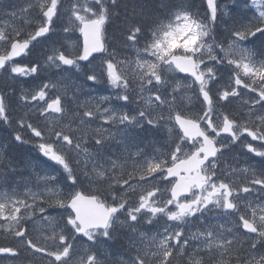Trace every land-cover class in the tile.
Returning a JSON list of instances; mask_svg holds the SVG:
<instances>
[{"label":"snow or ice","instance_id":"1","mask_svg":"<svg viewBox=\"0 0 264 264\" xmlns=\"http://www.w3.org/2000/svg\"><path fill=\"white\" fill-rule=\"evenodd\" d=\"M67 2V9L65 0H27L17 8L0 0V128L55 165L65 189L39 166L23 190L13 187L18 164L0 151V234L14 242L0 246V260L264 264V0H231V8L202 0L203 15L184 0H161L163 18L135 0L131 16L122 0ZM122 7L124 40L117 45L106 34ZM75 32L82 44L70 45L73 54L65 42ZM120 48L134 49L136 58ZM229 69L227 85L217 88ZM72 73L84 78L77 88L89 96L73 99L74 108L60 89ZM29 78L39 83L17 96V85ZM98 84L111 94L93 96ZM189 90L200 104L194 114L184 108ZM237 100L239 119L221 110ZM133 103L136 111L123 110ZM165 128L171 143L153 145L152 154L135 142L136 130ZM238 141L261 158L258 169L221 167ZM113 142L123 153L110 151ZM141 182L152 187L137 192ZM85 183L97 191L80 190ZM219 216L229 219L213 223ZM123 229L129 255L120 261L108 249Z\"/></svg>","mask_w":264,"mask_h":264},{"label":"bare ground","instance_id":"2","mask_svg":"<svg viewBox=\"0 0 264 264\" xmlns=\"http://www.w3.org/2000/svg\"><path fill=\"white\" fill-rule=\"evenodd\" d=\"M14 3H16V0H12L9 4L13 5ZM17 8H21L20 7V3L18 4ZM123 14L124 13H120V15L118 16L119 18L114 23V26H116V27L119 28L120 25H119L118 22L122 23V21H123ZM128 14H129V11H128ZM225 19H227V18H225ZM222 27H225V25L222 24ZM118 34L119 33L117 32V34H116L117 37H118ZM217 36H218L219 39H221V37L218 35V33H217ZM47 47H48L47 44H45V45H39L37 47V51H40L42 48H47ZM119 50L122 51V48H120ZM17 59L18 60H23L24 58H17ZM229 71H230V69L228 71H222L221 72L220 83L216 85L217 88L223 89L224 85H226L228 83V81H229ZM55 72H56V70H55ZM71 75L73 77L75 76L77 78H80L81 77V75L78 74V73H72ZM25 84L27 86L31 85L28 82H26ZM19 90H21V89H19ZM31 90H32L31 87H27L26 88V91L27 92H29ZM92 95H93V93H92ZM76 97L79 98V101L81 103H83L85 100H87L86 99L87 96L85 98H83L82 96H76ZM188 97H191V102L190 103L188 102ZM80 99H83V100H80ZM184 105L187 106L191 110L192 114H194V113H196V112L199 111V106L196 104L195 96L193 95V93L190 90H189L187 96L185 97ZM71 106H74V105H71ZM129 107H130L131 110L133 108H135V110H132V111H136L137 110V105L135 103L130 104ZM221 110L225 114H229L230 116L239 119L240 116H241V114H242L241 102L239 100H237L236 102L228 105L227 108H222ZM124 111H129V110H124ZM32 119L35 121L36 120V117L33 116ZM37 122L40 123V125H42L44 123L43 121H37ZM141 131L143 132V134H144V136L146 138H147V135L149 137H157V136H159L161 134V136L163 138V141L166 144L170 143L171 140H172L170 137H168V134L169 133H168V131H167L166 128L164 130H160V131H156V130H153V129H144V130H141ZM241 139H244V138L242 137ZM247 139L248 140H251L250 137L247 138ZM6 143H8V145H9V147L7 149H5L3 147V145H0V148L3 149V151H5V150L8 151L9 152V155L17 162L18 167H19V173H18L17 176H18V178H21L18 182L22 183V182H25L26 181V178H25L24 173L32 165L40 164V165H38L39 167L44 168V170L47 171V172H49V173L52 172V167L48 164V162H44L45 160L43 158H36L35 157L34 154L39 155V153L36 152L32 148L31 145H28V144H26V145L14 144V143L11 142V140H8V142H6ZM252 143L254 145H257V141H252ZM137 144H139V143H137ZM149 144L152 145V146L155 145L154 142L151 139H146L145 142H143V143H141L139 145H140L141 148L145 149L147 145L149 146ZM236 146H237V149H238V152H239L240 157H242V161L246 165H251V167H255L257 169L260 167L261 158L255 157L253 154L248 153L245 148H243L242 146H239V141L237 142V145ZM112 149L114 151H118V152L123 153L122 146L116 144L115 142H113V144H112ZM54 175L57 177V180L58 181H63L64 182L63 176L58 171H55L54 172ZM59 184H57V187H59L58 186ZM255 195H257V194H255ZM253 196H254V194H253ZM127 240H128L127 239V235H125V233L121 230V235L116 240L109 242V249H108V251H109L110 254H112V257L114 256L113 255L114 251H116L117 249H119L124 244V242H125V245H126ZM12 243H14V242L11 240V238H9V239L6 240L4 238V235L0 234V246H7V245L12 244Z\"/></svg>","mask_w":264,"mask_h":264},{"label":"trees","instance_id":"3","mask_svg":"<svg viewBox=\"0 0 264 264\" xmlns=\"http://www.w3.org/2000/svg\"><path fill=\"white\" fill-rule=\"evenodd\" d=\"M124 3H126V0L123 1ZM146 4L150 5L152 8H158L161 1L160 0H147L145 2ZM189 5L194 6L193 10H200L201 11V15H203V6L202 4L198 3V2H192ZM119 13L122 11V8L118 10ZM119 17H117L118 19ZM116 19V20H117ZM221 29H225V27H222V24L218 25L216 28V33L219 32V36L221 37V39H223L224 37L221 36V32H225V30H221ZM227 34V33H226ZM9 133H2V135H0V140L4 143L8 142V140H10L9 138ZM2 144V145H3ZM36 158H42L40 155L34 154ZM33 157V156H32ZM35 159V158H34Z\"/></svg>","mask_w":264,"mask_h":264},{"label":"rangeland","instance_id":"4","mask_svg":"<svg viewBox=\"0 0 264 264\" xmlns=\"http://www.w3.org/2000/svg\"><path fill=\"white\" fill-rule=\"evenodd\" d=\"M26 2H27V0H16V3H14L13 5L15 6V7H17L18 6V4L20 3V7L22 8V7H24L25 6V4H26ZM71 44L69 43L68 44V49L72 52V50H71V46H70ZM97 63V62H96ZM87 96V94L86 95H83V98H85ZM94 96V95H93ZM86 99H89V96H87V98ZM80 100H83V99H80ZM73 127H75V125H73ZM126 167H127V170L128 171H131L132 170V163H131V161H129L128 163H127V165H126Z\"/></svg>","mask_w":264,"mask_h":264}]
</instances>
